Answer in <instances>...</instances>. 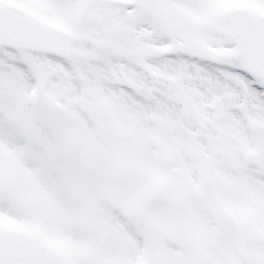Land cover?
Here are the masks:
<instances>
[{
	"label": "snow or ice",
	"instance_id": "obj_1",
	"mask_svg": "<svg viewBox=\"0 0 264 264\" xmlns=\"http://www.w3.org/2000/svg\"><path fill=\"white\" fill-rule=\"evenodd\" d=\"M0 264H264V0H0Z\"/></svg>",
	"mask_w": 264,
	"mask_h": 264
}]
</instances>
